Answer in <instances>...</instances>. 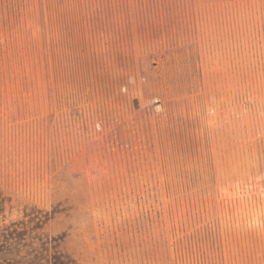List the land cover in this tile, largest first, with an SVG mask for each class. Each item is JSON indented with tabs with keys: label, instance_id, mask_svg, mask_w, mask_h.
<instances>
[{
	"label": "rangeland",
	"instance_id": "1",
	"mask_svg": "<svg viewBox=\"0 0 264 264\" xmlns=\"http://www.w3.org/2000/svg\"><path fill=\"white\" fill-rule=\"evenodd\" d=\"M264 264V0H0V264Z\"/></svg>",
	"mask_w": 264,
	"mask_h": 264
},
{
	"label": "trees",
	"instance_id": "2",
	"mask_svg": "<svg viewBox=\"0 0 264 264\" xmlns=\"http://www.w3.org/2000/svg\"><path fill=\"white\" fill-rule=\"evenodd\" d=\"M61 260H63V259H61V258H57V257H54V264H68V263H63Z\"/></svg>",
	"mask_w": 264,
	"mask_h": 264
}]
</instances>
